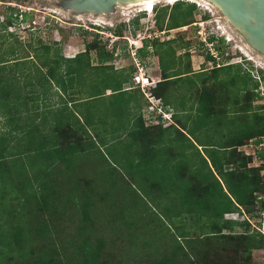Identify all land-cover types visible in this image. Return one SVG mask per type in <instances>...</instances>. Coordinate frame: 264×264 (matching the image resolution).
Instances as JSON below:
<instances>
[{
  "label": "trees",
  "instance_id": "obj_1",
  "mask_svg": "<svg viewBox=\"0 0 264 264\" xmlns=\"http://www.w3.org/2000/svg\"><path fill=\"white\" fill-rule=\"evenodd\" d=\"M5 8L9 13L3 11L0 29L13 41L0 56V264H250L252 249L264 247L263 237L255 238L247 220L264 210V177L257 166H251L253 155L237 147L264 135V105L252 104L263 98L257 80L240 64L220 65L210 49L204 57L214 64L212 68L193 71L189 55L177 56L173 45L178 41L177 47L189 48L188 41L181 37L163 41L154 38L151 44L158 55L161 79L150 91L162 107L171 104L175 108L169 110L176 124L166 126L165 119L155 114L157 124L146 125L139 116L132 129L133 139L124 143L134 158L127 159L120 153L109 160L98 145H106L102 139L98 143L84 139L87 130L83 125L64 116L57 118L59 107L53 110L54 120L48 128L40 119V108L56 103L66 106L63 91L72 101L78 100L66 93L73 71L87 65L91 51L100 64L114 58L113 49H106L110 39L102 40L93 30L98 27L83 29L84 37L93 36L86 41L84 51L75 55L72 68L60 47L43 43L38 34L30 37L37 44L30 40L25 47L15 33L7 31L18 15L25 20L27 13L16 7ZM167 8L155 7L159 30L187 25L197 10L193 2L177 0L165 21ZM137 21L135 16L133 24ZM114 33L122 35L120 30ZM142 42L137 53L141 60L149 45L147 40ZM217 47L215 50L221 53L222 48ZM26 58L31 68L23 70ZM12 59L13 64L7 65ZM64 66L66 69H61ZM190 75L197 78L189 85ZM180 80L187 83L185 91ZM51 83L60 88V93L54 92L56 103L53 92H49ZM114 86V90L122 88L121 83ZM172 87L177 89L178 102L170 93ZM190 101L198 103L192 126L180 118L190 108ZM232 108L242 114L243 126L225 135L220 144L214 139L202 140L203 130L213 126L211 118L228 116ZM169 128L196 151L202 167L193 161L191 172L177 169L171 190L163 186L168 175H153L151 154ZM199 146L205 149L204 154ZM98 156L106 159L112 173L85 171L96 169ZM129 190L133 192L126 197ZM167 195L171 204L163 209L161 201L167 200ZM135 207L144 224L134 218L131 209ZM234 211L248 218H225L226 213Z\"/></svg>",
  "mask_w": 264,
  "mask_h": 264
},
{
  "label": "rangeland",
  "instance_id": "obj_2",
  "mask_svg": "<svg viewBox=\"0 0 264 264\" xmlns=\"http://www.w3.org/2000/svg\"><path fill=\"white\" fill-rule=\"evenodd\" d=\"M67 0H0V22L4 18L3 11H5L7 14L9 13V9L5 8L6 6L10 7H16L19 9V11H24L27 13L25 20H22L21 15H18V18L14 20V22L8 26L7 31H11L15 33L17 36V39H19L22 44L26 47V44L28 45V41H30V37L34 36L35 34H38L42 40L43 43H47L48 45H51L52 47L59 46L60 52L64 56H70L74 55L76 52H82L85 49V44L87 40H90L93 36L92 34L87 35V37H84L83 29H93V27H98L97 30L93 29L94 31H97L101 35L102 40H106L108 37L110 40L107 41V50L114 51V60L112 61V64L115 68H122V67H128L132 66L135 70H137L135 63L140 60L141 66H143V71L148 73L152 80L156 82L158 79L160 68L158 63V55L154 53V46L151 44L152 40L154 38H157L159 41H163L166 39H172V38H178L181 37L183 41L189 42V48H181L177 47V44L179 43L174 42L173 45L176 48V55H185L187 53L189 55V62L192 67L193 71H198L200 69L203 70H209L212 68V62L205 60L204 52L206 49H210L214 56H216L217 63L220 65L222 64H240L242 69L245 71H248V73L257 80L258 82V88L259 94L263 98H259L252 102L253 105L256 104H262L264 105V96L262 95L264 92V55L261 53L253 50L248 49L246 46V41L244 38L237 34V32L233 29V27L225 20L223 14L213 6L209 5H200V1L198 0H181V1H187V2H193L197 10L194 13L193 18H191V22L187 25L178 27V28H172V29H165V27L162 28V30H159L155 23V7H165L167 6V12L165 14V21H167V14L170 11V6L172 5L168 1L165 0H158L155 3H153L154 8L151 12L144 11V7H140L138 5L134 6H125V5H118L115 7V9L112 11V13L106 14V15H98L97 17L91 14L87 13H75L71 11L70 9L66 8L64 6L65 2ZM198 2V3H197ZM124 6V7H123ZM138 6V7H137ZM30 13V14H28ZM205 15L206 18H205ZM29 16V17H28ZM138 17L137 23L133 24L134 17ZM99 17V18H98ZM29 18V20H28ZM31 18V19H30ZM189 21V20H188ZM97 23V24H94ZM137 24V25H136ZM165 25V22H164ZM230 26V27H229ZM220 28V29H219ZM120 30L122 32V35L117 36L115 35L114 31ZM92 31V30H89ZM135 32V33H134ZM236 32V33H235ZM2 29H0V56L3 54V50L7 49V46L9 42L13 41V38L7 37ZM124 34V35H123ZM217 34L220 35L219 38L217 37ZM127 36V37H125ZM217 37V41L213 42L214 45H207L209 43V39L211 37ZM232 37V38H231ZM222 38L223 40H219ZM148 41V53L146 56H144L141 60V58L137 55L138 53V47H140V44L144 40ZM228 39V40H226ZM230 39V40H229ZM35 40H31V43L33 45H36L37 43L34 42ZM134 43H138L137 46H135ZM201 42L203 44L201 45ZM58 43V44H55ZM114 43L115 48H113L112 44ZM222 48V52L220 53L219 50H215V48ZM210 47V48H209ZM244 48V49H242ZM28 50H32L30 46H28ZM247 51V52H246ZM248 53V54H247ZM90 56L93 57L95 55L94 51L90 52ZM252 57V60L250 59ZM6 59L13 58V56H5ZM24 62V65L21 69L24 70L25 67L28 68V58ZM185 59V56L182 58ZM249 59V60H248ZM111 63V62H110ZM13 64V59L7 62V65ZM218 66V64H216ZM30 67V66H29ZM31 68V67H30ZM142 68H140L141 70ZM134 70V71H135ZM233 70V69H232ZM133 71V74H134ZM20 73V71H18ZM155 73L158 75L155 78ZM21 74V73H20ZM192 78L190 80L189 85L192 81H195V76L190 75ZM194 78V79H193ZM180 83L183 85L181 88L182 90H186V81L183 83V80H180ZM186 83V84H185ZM236 84L238 83L235 82ZM175 87L179 88L175 85ZM175 87L171 88L170 93L174 95V100L178 102L177 98V89H174ZM234 87H232V90ZM28 88H26L27 91ZM181 90V89H180ZM229 93L232 92L231 88H229ZM148 94V92H147ZM56 98V97H54ZM189 103L190 108L186 109V113L180 114L181 116H186L188 120V126L193 125V117L196 115L198 110V103L195 104L192 101ZM173 111H175L174 107H171ZM233 108L227 112V115H224L221 118L220 116H217L216 118H211L210 124H212L215 128H212L209 131H204V134H202V140L205 139V141H208L209 139H214L215 144H220L221 140L223 141L225 135L230 134L234 132L235 130L239 129V127L243 126L241 123H243L241 117L242 114L239 113V111L235 112ZM173 114V112H172ZM220 120V122L218 121ZM196 121V120H195ZM174 123L173 118L171 117V122H164V124L168 125V123ZM150 124H157V122L152 121L148 122ZM100 124V123H99ZM106 128V123H102L98 125V127ZM207 127V126H205ZM118 129L119 127H114ZM204 128V127H202ZM188 132V130H187ZM117 135H115L116 137ZM264 136V135H263ZM115 139H118L117 137ZM125 139H132L131 136L125 137ZM160 141L154 145L155 148L152 149V158L155 159V167H154V176L159 177L160 174L164 177L165 175L169 176V179L163 183L164 189L171 190L172 187H174L172 180L174 181L176 178V174L178 173L179 168H184L185 174L187 171L191 172L192 168H190V163L195 162L199 163L198 168L200 167L201 163L199 162L198 154L196 151L186 152L185 149L189 147L187 144L188 142H182L181 136L176 134V131L174 128H169L164 133H162L161 137L159 138ZM166 139L169 140L170 144L166 143ZM193 139V138H192ZM208 139V140H207ZM98 142L100 139H95ZM105 140L107 143L104 146L103 144L98 143L100 146L102 152L107 156L109 160H113L119 155L120 153H123L124 151H128V157L131 156L130 151L128 150L129 145L127 144V149L124 146V142L122 141H116L113 143L112 139H102ZM254 140V138H252ZM194 141V140H193ZM220 141V142H219ZM249 141V140H248ZM210 142V140L208 141ZM205 143V142H203ZM196 144V142H195ZM249 143L243 144L239 147H237V150L244 152L245 154L247 152H251L252 150H256L255 145L252 144L253 149L251 146L248 145ZM173 147L172 150L173 155H168L163 152H166L165 148L167 147ZM202 150V153L204 154L205 149L202 146H199ZM108 149L111 152H114L115 154H110ZM150 153V152H149ZM196 153V154H195ZM90 156H93L94 152L88 153ZM146 154V153H145ZM218 154V153H216ZM150 154H148L149 156ZM150 157V156H149ZM196 161H195V160ZM96 160V169H91L92 171L85 170L88 173H93L95 170H103L105 171V174L112 173L113 169L108 165V162L106 159H103L101 156H98V159ZM93 162L95 163L94 159ZM114 163V162H113ZM116 164V163H115ZM93 165V164H92ZM117 165V164H116ZM251 165V164H250ZM251 166H257L260 169V173L262 174V177H264V164L261 163L258 159L252 161ZM103 168V169H102ZM202 169V167H200ZM122 170V169H121ZM102 171V172H103ZM183 171V170H182ZM106 184V186H108ZM133 191L127 192L126 194L130 196V193ZM144 199L148 202L149 205L150 202L148 200V197L146 195L142 194ZM262 198L264 200V194H261ZM259 195V197H261ZM168 196V198H166ZM165 196L167 200H164L162 198L161 206L164 209L165 207H169L171 204V200H169V195ZM113 197V196H111ZM164 197V196H163ZM143 202V201H141ZM139 206V205H138ZM153 206V205H152ZM134 218L138 219L139 222L144 224V218L141 216H138V208H132L131 209ZM128 208L127 211L128 212ZM129 213V212H128ZM247 217V215H246ZM225 218L226 214H225ZM166 219V218H165ZM233 219V218H232ZM244 215L238 214V221L244 220ZM251 224L253 227V224L258 226L261 229H264V216L258 215L255 217L250 218ZM152 228V227H151ZM237 231H242V228H236ZM250 264H264V249H258L253 248L251 251V261Z\"/></svg>",
  "mask_w": 264,
  "mask_h": 264
},
{
  "label": "crops",
  "instance_id": "obj_3",
  "mask_svg": "<svg viewBox=\"0 0 264 264\" xmlns=\"http://www.w3.org/2000/svg\"><path fill=\"white\" fill-rule=\"evenodd\" d=\"M137 44L138 43L135 45L137 46ZM77 53L80 52H76L74 55L70 56L64 55L67 62L71 61L72 65H74L72 68L75 67V55ZM114 58L116 57L114 56ZM114 58L100 64L97 57L89 56L85 67L82 69L80 67L75 68L73 71V77L68 83L70 87L68 86L69 88H67L66 93H69V95L73 98H78V100L73 99L72 101L69 96L63 93V91L62 97L67 101L66 106L64 104L56 103L58 97L54 94V92L58 91V93H60V88L57 85H54V83H51L49 92H53L52 97L55 99L54 102L56 105H49L48 107L40 108L42 113L40 115V119L45 121L48 128L54 120L53 110H55L56 107H59L58 113L56 114L57 118L61 119V117L64 116V118H68V121L74 122L77 125H79V123L83 125V128L87 130V133L83 136L84 139H112L113 143L123 140L125 143L127 141L125 137L131 136L133 139L131 134L132 129L135 127L139 116L143 118L146 125H148V122L150 121L153 123L156 118L154 116V112H150L148 110L149 101L142 91L134 86L132 81L133 71L135 70L134 67L130 65L128 67L115 68L112 64ZM83 59L87 60L86 58ZM61 69L65 70L66 66ZM136 71L137 70H135L134 73ZM78 73L80 76H77ZM146 75L151 78L148 73H146ZM157 76L158 75L155 73V78ZM159 76L160 77H158L155 83L161 79L160 73ZM67 78L69 79L70 77L67 76ZM118 83H121V90H114L116 88L114 85ZM87 95L92 96L88 98ZM171 107L172 105L170 104L165 106L164 109L169 111V109L172 110ZM74 115H76V117ZM146 117L151 120H145L144 118ZM180 118L188 125V121L187 119L185 120V116L180 115ZM76 119L78 122H75ZM165 122L167 124L169 121ZM99 123H106L107 127L105 129L101 126L98 127V125H100ZM169 124L170 123H168V126ZM116 126L119 128H114ZM115 135H117L116 137L118 139H115ZM145 139L147 138L145 137ZM102 142L105 144L107 143L105 140H102ZM166 143L170 144L168 139H166ZM173 149V147L168 146L165 148L167 151L163 153L173 155ZM192 150L193 149L191 147H187L185 149L186 152H191ZM123 154L127 157V159L134 158L132 153L131 156L128 157V151H124ZM155 164L156 162L154 159V166Z\"/></svg>",
  "mask_w": 264,
  "mask_h": 264
},
{
  "label": "water",
  "instance_id": "obj_4",
  "mask_svg": "<svg viewBox=\"0 0 264 264\" xmlns=\"http://www.w3.org/2000/svg\"><path fill=\"white\" fill-rule=\"evenodd\" d=\"M127 1L136 0H67L64 6L75 13L98 16L100 13H112L118 3ZM209 1L217 5L225 20L242 35L246 43L254 47L253 50L264 55V0ZM234 26L240 27L244 33H240Z\"/></svg>",
  "mask_w": 264,
  "mask_h": 264
},
{
  "label": "built area",
  "instance_id": "obj_5",
  "mask_svg": "<svg viewBox=\"0 0 264 264\" xmlns=\"http://www.w3.org/2000/svg\"><path fill=\"white\" fill-rule=\"evenodd\" d=\"M219 36L220 35L217 34L218 38H219ZM125 37H127V36H125ZM217 37L214 36L213 37V39H214L213 41H209L208 40L209 43L207 45L209 46V45H212L213 42H216L217 41ZM226 40H228V39H226ZM132 42L133 43H131V44L135 45L134 41H132ZM142 44H143V42H141L140 47H142ZM140 47H138V48H140ZM135 66L137 68V71L132 75V81L134 83V86L139 88L142 91V93L147 97V100L149 101L148 110L150 112H154V115L155 114H160L161 117L163 119H165V121H170L171 110L166 111L164 109V107L161 106V103H160L159 99L156 98L154 95H152V93L150 91V88L155 86V84H156L155 81H153L152 78H150L148 75H146V73L143 71V66H141L140 60H138L135 63ZM140 68H142V69L140 70ZM147 92H148V94H147ZM154 121L158 122L157 119H155ZM252 144L255 145L256 150L254 149L251 152H247L246 154L253 155V161L258 159L261 163L264 164V157H262L260 155V154H263V156H264V136L261 135L259 137H254V140H252V138H251L249 140V144L248 145L251 146L252 149H253ZM226 217L227 218L237 219L238 218V213H226ZM244 217L247 218L245 215H244Z\"/></svg>",
  "mask_w": 264,
  "mask_h": 264
},
{
  "label": "bare ground",
  "instance_id": "obj_6",
  "mask_svg": "<svg viewBox=\"0 0 264 264\" xmlns=\"http://www.w3.org/2000/svg\"><path fill=\"white\" fill-rule=\"evenodd\" d=\"M156 1H158V0H136V1H127L126 3H118L119 5H121V4H123V5H127V6H136V5H138V6H140V7H144V9L145 8H147L148 10L150 9V7L151 6H153V3H155ZM165 1H169V2H173L174 0H165ZM198 1H200V3H198V4H200V5H209V6H213V7H216V8H218L217 7V5H215L214 3H212L211 1H209V0H198ZM117 4V5H118ZM137 6V7H138ZM124 7V6H123ZM142 7V8H143ZM103 14H105V13H100L99 14V16L100 15H103ZM97 17V16H96ZM99 18V17H98ZM230 27V26H229ZM235 27V26H234ZM237 30H239L240 31V33H244L243 32V30L240 28V27H235ZM238 31V32H239ZM236 33V32H235ZM237 34H239V33H237ZM239 35H241V34H239ZM242 36V35H241ZM232 38V37H231ZM246 46L248 47V49H254V47L251 45V44H249V43H246ZM242 49H244V48H242ZM247 52V51H246ZM248 54V53H247ZM250 59L252 60V57H250Z\"/></svg>",
  "mask_w": 264,
  "mask_h": 264
},
{
  "label": "flooded vegetation",
  "instance_id": "obj_7",
  "mask_svg": "<svg viewBox=\"0 0 264 264\" xmlns=\"http://www.w3.org/2000/svg\"><path fill=\"white\" fill-rule=\"evenodd\" d=\"M262 95L264 96V92H263ZM259 214L264 216V210L260 211L258 213V215ZM249 220L251 221V219H249ZM251 233L255 236V238H258V236H262L263 239H264V229H261V228H259L258 226L254 225V224H253V227H252V224H251ZM258 249H264V247L263 248H258Z\"/></svg>",
  "mask_w": 264,
  "mask_h": 264
},
{
  "label": "clouds",
  "instance_id": "obj_8",
  "mask_svg": "<svg viewBox=\"0 0 264 264\" xmlns=\"http://www.w3.org/2000/svg\"><path fill=\"white\" fill-rule=\"evenodd\" d=\"M177 0H174L172 3H174V2H176ZM169 2V1H168ZM169 3H171V2H169ZM171 3V4H172ZM152 9H153V6H151L150 7V9L148 10L147 8H145V9H143L144 11H146V12H151L152 11ZM94 24H97V23H94ZM220 29V28H219ZM230 40V39H229ZM249 60V59H248ZM230 213H238V214H241V215H245L244 213H240L239 211H234V212H230ZM246 216V215H245ZM248 218V217H247ZM247 218H245V219H247ZM232 219V218H231ZM235 220H237V219H235ZM248 220V219H247Z\"/></svg>",
  "mask_w": 264,
  "mask_h": 264
}]
</instances>
